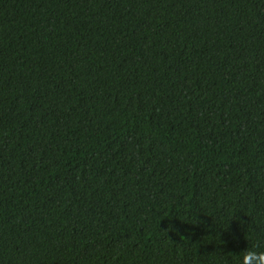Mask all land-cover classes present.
Segmentation results:
<instances>
[{
    "label": "trees",
    "instance_id": "trees-1",
    "mask_svg": "<svg viewBox=\"0 0 264 264\" xmlns=\"http://www.w3.org/2000/svg\"><path fill=\"white\" fill-rule=\"evenodd\" d=\"M250 253L264 0H0V264Z\"/></svg>",
    "mask_w": 264,
    "mask_h": 264
},
{
    "label": "clouds",
    "instance_id": "clouds-1",
    "mask_svg": "<svg viewBox=\"0 0 264 264\" xmlns=\"http://www.w3.org/2000/svg\"><path fill=\"white\" fill-rule=\"evenodd\" d=\"M169 228H170L172 231H177V229H175V228L172 227V226H169ZM169 228H167L165 231H167ZM162 232H163V231H162ZM259 259H260V257L257 256L256 254H253V253H250V254L248 255V257H247V260H248L249 264H251V262H252L253 260L259 261Z\"/></svg>",
    "mask_w": 264,
    "mask_h": 264
}]
</instances>
